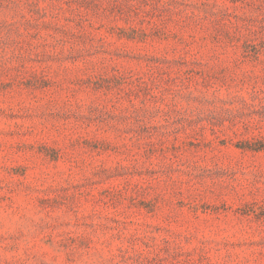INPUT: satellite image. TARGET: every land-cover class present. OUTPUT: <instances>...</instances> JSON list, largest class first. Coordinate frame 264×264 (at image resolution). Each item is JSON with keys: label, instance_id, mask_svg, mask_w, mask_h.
I'll return each mask as SVG.
<instances>
[{"label": "rangeland", "instance_id": "obj_1", "mask_svg": "<svg viewBox=\"0 0 264 264\" xmlns=\"http://www.w3.org/2000/svg\"><path fill=\"white\" fill-rule=\"evenodd\" d=\"M0 264H264V0H0Z\"/></svg>", "mask_w": 264, "mask_h": 264}]
</instances>
